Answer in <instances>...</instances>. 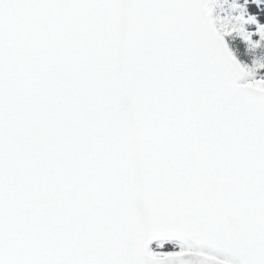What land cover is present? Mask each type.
Segmentation results:
<instances>
[{"label": "snow or ice", "instance_id": "obj_1", "mask_svg": "<svg viewBox=\"0 0 264 264\" xmlns=\"http://www.w3.org/2000/svg\"><path fill=\"white\" fill-rule=\"evenodd\" d=\"M0 264H264V0H0Z\"/></svg>", "mask_w": 264, "mask_h": 264}]
</instances>
